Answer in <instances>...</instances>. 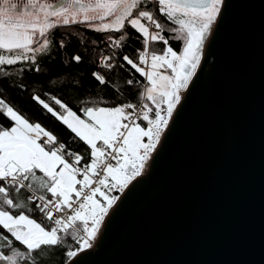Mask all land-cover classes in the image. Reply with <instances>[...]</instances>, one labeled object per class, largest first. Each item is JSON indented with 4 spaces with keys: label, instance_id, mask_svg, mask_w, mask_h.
Wrapping results in <instances>:
<instances>
[{
    "label": "snow or ice",
    "instance_id": "6c2138e0",
    "mask_svg": "<svg viewBox=\"0 0 264 264\" xmlns=\"http://www.w3.org/2000/svg\"><path fill=\"white\" fill-rule=\"evenodd\" d=\"M223 3L0 0V75H8L5 66L17 64L42 71L38 57L49 53L52 30L79 24L95 32L120 33L107 37L113 49L121 48L128 39L126 26L139 33L135 38L143 37V48L138 50V61L128 55L122 59L147 81L140 106L84 102L79 109L83 118L51 93L44 94L47 100L32 96L87 146L82 152L68 150L52 131L30 122L20 109L0 98V116L11 122L7 126L0 123V264H43L41 252L57 246L66 247L70 262L92 247L105 216L119 199L109 193L122 192L140 176L160 143L181 102V90L196 75L203 45ZM158 16L175 27H167ZM165 31L173 35L166 37ZM66 39H60L61 49ZM170 39L182 43L179 54L169 45ZM155 42L165 47L150 48ZM71 59L80 63L82 58L73 55ZM101 59L103 67H113L109 63L113 56ZM24 71L22 67L20 72ZM93 75L106 83L103 75ZM137 121L146 123L142 126Z\"/></svg>",
    "mask_w": 264,
    "mask_h": 264
},
{
    "label": "water",
    "instance_id": "95a60500",
    "mask_svg": "<svg viewBox=\"0 0 264 264\" xmlns=\"http://www.w3.org/2000/svg\"><path fill=\"white\" fill-rule=\"evenodd\" d=\"M118 197L63 264H264V0H224L144 174Z\"/></svg>",
    "mask_w": 264,
    "mask_h": 264
},
{
    "label": "trees",
    "instance_id": "16d2710c",
    "mask_svg": "<svg viewBox=\"0 0 264 264\" xmlns=\"http://www.w3.org/2000/svg\"><path fill=\"white\" fill-rule=\"evenodd\" d=\"M149 7L152 8L153 5L150 4ZM158 19L167 27H175L165 21L163 17L158 16ZM126 30L128 39L124 41L121 48L115 49L109 47L107 37L110 35L118 36L120 33L95 32L79 24L62 26L52 30L49 34L52 39L49 53L43 57H38L43 70L40 72L27 70L34 68V66L27 64L5 66L8 75H0V98H4L20 109L30 122L41 123L46 130L52 131L53 134L57 135L60 142L66 144L68 150L82 152L87 146L76 138L66 125L56 120L47 110L43 109L42 105L33 100L32 96L40 95L42 99L47 100L44 94L51 93L62 99L72 110L77 111L82 118L83 113L79 109L84 105V102L99 106L138 102L142 97L143 86L147 85V81L135 72L126 61H123L122 56L128 55L134 61H138V50L143 48L141 43L143 37L136 39L135 37H138L139 33L127 26ZM162 34L166 37L173 35L167 31ZM63 37H67V39L65 47L61 49L59 41ZM169 45L179 54L180 41L170 39ZM164 47L162 42L150 44V48L153 49ZM73 55L81 56L80 63L71 59ZM105 55L113 56V59L109 61L113 65L111 69L103 67L101 58ZM121 64L123 67L120 66ZM22 67L26 71L21 73ZM93 73L103 75L106 83L101 84L96 80ZM130 79L134 81L133 84L127 83ZM0 123L7 126L11 122L6 117L0 116ZM69 243L73 247H78L71 240ZM65 252V246L46 248L41 252L39 260L43 264H63L68 260Z\"/></svg>",
    "mask_w": 264,
    "mask_h": 264
},
{
    "label": "built area",
    "instance_id": "2783aa9c",
    "mask_svg": "<svg viewBox=\"0 0 264 264\" xmlns=\"http://www.w3.org/2000/svg\"><path fill=\"white\" fill-rule=\"evenodd\" d=\"M162 73L164 72L163 70H160ZM145 88V86H143V89ZM143 103V100H142V97H141V99L138 101V102H136V103H133V104H136V105H138V106H140L141 104ZM137 123H141V125L142 126H144V124L146 123V122H142V121H137ZM149 161V160H148ZM148 161H147V163H146V165H145V167H144V169H143V172L145 171V169H146V166H147V164H148ZM114 163V162H113ZM142 172V173H143ZM121 193V191H119V190H113V191H111L110 193H109V195H111V196H119V194ZM93 243H94V241L92 242V245H93Z\"/></svg>",
    "mask_w": 264,
    "mask_h": 264
},
{
    "label": "rangeland",
    "instance_id": "374dc122",
    "mask_svg": "<svg viewBox=\"0 0 264 264\" xmlns=\"http://www.w3.org/2000/svg\"><path fill=\"white\" fill-rule=\"evenodd\" d=\"M182 51V43H181V49H180V52ZM161 70H163L164 71V69H161ZM169 72H170V70H169ZM164 74H169V73H165V72H163ZM143 92H144V89H143ZM183 92V89L181 90V93ZM181 93H180V95H181ZM150 103V102H149Z\"/></svg>",
    "mask_w": 264,
    "mask_h": 264
},
{
    "label": "bare ground",
    "instance_id": "6f19581e",
    "mask_svg": "<svg viewBox=\"0 0 264 264\" xmlns=\"http://www.w3.org/2000/svg\"><path fill=\"white\" fill-rule=\"evenodd\" d=\"M204 46H205V43H204V45H203V48H204ZM203 48H202V50H203ZM153 154V153H152ZM152 154H151V156H152ZM145 172V171H144ZM144 172L141 174V175H143L144 174ZM95 241V240H94Z\"/></svg>",
    "mask_w": 264,
    "mask_h": 264
},
{
    "label": "crops",
    "instance_id": "0c3cea01",
    "mask_svg": "<svg viewBox=\"0 0 264 264\" xmlns=\"http://www.w3.org/2000/svg\"><path fill=\"white\" fill-rule=\"evenodd\" d=\"M53 2H54V0H53Z\"/></svg>",
    "mask_w": 264,
    "mask_h": 264
}]
</instances>
